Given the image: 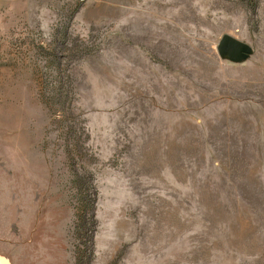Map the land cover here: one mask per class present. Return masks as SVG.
Wrapping results in <instances>:
<instances>
[{
    "label": "rangeland",
    "instance_id": "1",
    "mask_svg": "<svg viewBox=\"0 0 264 264\" xmlns=\"http://www.w3.org/2000/svg\"><path fill=\"white\" fill-rule=\"evenodd\" d=\"M0 256L264 264V0H0Z\"/></svg>",
    "mask_w": 264,
    "mask_h": 264
},
{
    "label": "water",
    "instance_id": "2",
    "mask_svg": "<svg viewBox=\"0 0 264 264\" xmlns=\"http://www.w3.org/2000/svg\"><path fill=\"white\" fill-rule=\"evenodd\" d=\"M216 51L220 57H226L232 61H238L246 58L251 51L249 43L233 35L222 32L216 41ZM3 258L0 256V264H4Z\"/></svg>",
    "mask_w": 264,
    "mask_h": 264
}]
</instances>
